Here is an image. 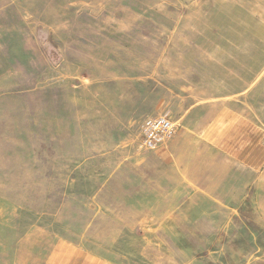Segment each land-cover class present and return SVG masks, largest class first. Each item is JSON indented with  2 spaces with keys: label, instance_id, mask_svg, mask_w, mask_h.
Returning <instances> with one entry per match:
<instances>
[{
  "label": "rangeland",
  "instance_id": "obj_1",
  "mask_svg": "<svg viewBox=\"0 0 264 264\" xmlns=\"http://www.w3.org/2000/svg\"><path fill=\"white\" fill-rule=\"evenodd\" d=\"M254 41L264 0H0V264L60 240L118 264H264V170L259 191L175 193L137 148L146 118L221 100Z\"/></svg>",
  "mask_w": 264,
  "mask_h": 264
},
{
  "label": "crops",
  "instance_id": "obj_2",
  "mask_svg": "<svg viewBox=\"0 0 264 264\" xmlns=\"http://www.w3.org/2000/svg\"><path fill=\"white\" fill-rule=\"evenodd\" d=\"M244 46L235 64L222 65V99L189 104L173 119L176 134L166 145L154 149L162 168L158 177H167L175 193L183 187L192 188V192L224 194L237 187L243 194L250 185L254 191L261 187L264 123L244 111L242 103L243 99L264 98V47L256 41ZM43 264L118 262L60 240Z\"/></svg>",
  "mask_w": 264,
  "mask_h": 264
},
{
  "label": "built area",
  "instance_id": "obj_3",
  "mask_svg": "<svg viewBox=\"0 0 264 264\" xmlns=\"http://www.w3.org/2000/svg\"><path fill=\"white\" fill-rule=\"evenodd\" d=\"M177 124L167 114L146 118L141 126L137 148L153 150L166 145L176 134Z\"/></svg>",
  "mask_w": 264,
  "mask_h": 264
}]
</instances>
